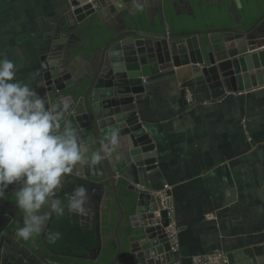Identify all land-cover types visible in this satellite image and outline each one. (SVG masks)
Returning <instances> with one entry per match:
<instances>
[{
	"label": "crops",
	"instance_id": "1",
	"mask_svg": "<svg viewBox=\"0 0 264 264\" xmlns=\"http://www.w3.org/2000/svg\"><path fill=\"white\" fill-rule=\"evenodd\" d=\"M152 5L153 15L158 8L155 1ZM109 19L120 20L110 15V24ZM73 21L67 0H0V58L14 61L16 79L40 93L42 64L70 48L68 41L78 43L83 37ZM165 28L169 31L167 24ZM232 35L200 37L211 40L217 53ZM254 36L264 37V22ZM166 42L171 44L170 39ZM77 64L76 71L84 65L82 60ZM136 110L153 145L155 161L147 171V185L154 192L167 185L174 206L179 245L174 259L193 264V256L218 249L231 255L233 264L264 263V86L230 92L223 85L196 86L188 65L172 66L149 77ZM81 185L88 186L78 178L64 183L61 199ZM102 188L92 205L101 222L112 202L108 189ZM228 190H233L232 201L227 200ZM87 213L84 219L67 212L53 217L51 229L63 233L55 245L43 235L35 238L47 254L86 253L80 248L98 243L96 217ZM17 231L11 212L0 209V264H42ZM68 247L73 251L67 252Z\"/></svg>",
	"mask_w": 264,
	"mask_h": 264
},
{
	"label": "water",
	"instance_id": "2",
	"mask_svg": "<svg viewBox=\"0 0 264 264\" xmlns=\"http://www.w3.org/2000/svg\"><path fill=\"white\" fill-rule=\"evenodd\" d=\"M87 1L67 0L73 23L83 32L81 24L97 16L101 23L113 29L114 35L102 45L96 64L91 62V55L87 52H77L73 59L71 55L76 52L77 43L68 41L70 48H65L54 56L52 61L42 64L39 94L47 97L50 102H58L60 98H68L71 101L64 119L70 120L73 126L78 128L81 138L91 149H99L104 143L109 127L120 129L122 145L110 158L98 164L77 165L63 184H72L73 178L81 179L87 183L86 188L95 199L102 194V187L108 189L107 196L111 198L118 216L113 224L111 236L115 240V251L107 264H169L174 260V254L170 250L165 232L168 224L167 211L161 208L154 190L147 185V171L154 167L155 159L151 152V139L138 119L136 100L140 98L144 84L152 74L180 65H188L196 86L223 85L228 92L264 86V48H260L264 46V37L254 36L264 22V13L244 29L237 28L233 22L228 27L152 32L130 28L126 16L133 17L138 15L140 10H144L147 23L151 26V7L154 1L158 11L163 14V5L166 2L178 3L181 11L185 13L189 0ZM234 2L238 8L242 7L240 0ZM110 15L120 18L119 22L117 20L118 24L111 19V24L107 22L106 19ZM212 33L233 35L224 39L216 53L213 48L217 46L208 38L204 41L200 37ZM167 39H170L171 44L166 42ZM232 39L238 47L237 50L233 47ZM122 40V46L110 50ZM68 58L69 62L72 61L71 64L67 62ZM79 60H82L84 65L76 71L75 66ZM119 178H123L127 183V190L134 193V209L127 216L131 229L130 241L124 255H121L122 240L119 227L125 224L126 214L118 196ZM16 188L17 185H11L14 196ZM227 194V200L232 201L233 190H228ZM58 195L62 198L61 194ZM0 207H5L11 212L18 230L22 225L24 213L18 208L16 201L0 199ZM93 215L96 217L98 239L101 220L95 207ZM54 221L53 218L49 221V229ZM57 228L59 229V224ZM25 241L42 264H93L92 261L101 249L98 241L93 247L80 248L86 252L85 257L49 250L50 254L56 256L74 258L58 260L47 254L35 237ZM66 251L71 252L73 248L68 247ZM228 261L233 264L231 255H228Z\"/></svg>",
	"mask_w": 264,
	"mask_h": 264
},
{
	"label": "clouds",
	"instance_id": "3",
	"mask_svg": "<svg viewBox=\"0 0 264 264\" xmlns=\"http://www.w3.org/2000/svg\"><path fill=\"white\" fill-rule=\"evenodd\" d=\"M16 75L14 61L0 58V199L9 185H17L16 205L24 213L17 236L29 240L43 235L55 245L63 233L49 229V221L66 212L84 216L90 199L82 185L61 199L64 180L77 165L110 158L122 145L120 129L109 127L104 143L91 149L78 128L64 119L68 98L50 102Z\"/></svg>",
	"mask_w": 264,
	"mask_h": 264
},
{
	"label": "trees",
	"instance_id": "4",
	"mask_svg": "<svg viewBox=\"0 0 264 264\" xmlns=\"http://www.w3.org/2000/svg\"><path fill=\"white\" fill-rule=\"evenodd\" d=\"M240 2L241 8L236 6L234 0H216L211 2L207 0H189L185 13L181 11L178 3L166 2L163 5V14L158 11L152 15L153 25L151 26L147 23L144 10H140L136 16H126V19L130 28L152 32L165 31L166 24L171 32L228 27L233 22L236 23L237 28L244 29L251 26L264 13V0H240ZM81 27L83 37L76 44L75 51L87 52L91 55V62L96 64L102 45L114 35V31L101 23L97 16L92 17L90 21L82 23ZM126 186V181L119 178L117 181L118 196L126 214L125 224H121L119 227V235L122 240L121 255H124L128 249L131 229L127 222V216L134 209V193L127 190ZM2 199L14 200L11 185L8 186ZM109 208L113 214L109 219L108 215L105 214L102 222V235L106 238V242L102 245L96 259L92 261L93 264H107L115 251V240L110 238V236H112V227L118 214L113 202H111ZM0 209L10 212L5 207H0ZM41 247L44 249L42 245ZM49 255L54 259H59L58 256Z\"/></svg>",
	"mask_w": 264,
	"mask_h": 264
},
{
	"label": "built area",
	"instance_id": "5",
	"mask_svg": "<svg viewBox=\"0 0 264 264\" xmlns=\"http://www.w3.org/2000/svg\"><path fill=\"white\" fill-rule=\"evenodd\" d=\"M142 82L145 80L142 78ZM168 186L164 185L162 189L154 192L155 196L159 199L162 209L167 211L168 224L165 227L166 236L170 246V250L173 252L174 257L178 253V227L174 217V206L171 202L170 194L168 193ZM174 261H176L174 259ZM193 264H229L227 254L222 250H211L204 253L197 254L192 257ZM175 264H179L177 261Z\"/></svg>",
	"mask_w": 264,
	"mask_h": 264
},
{
	"label": "rangeland",
	"instance_id": "6",
	"mask_svg": "<svg viewBox=\"0 0 264 264\" xmlns=\"http://www.w3.org/2000/svg\"><path fill=\"white\" fill-rule=\"evenodd\" d=\"M72 193V192H71ZM71 193H69V194H71ZM89 196H90V199H89V202H88V204L86 205V212H88L87 213V216H90V213L92 214L93 213V204H94V196L89 192ZM84 219L85 217H81L80 216V219ZM82 221V220H81ZM99 230H100V227H99ZM98 241H99V244H101L102 243V241H103V238L101 237V234H98ZM76 256H81V257H85V256H87V254L86 253H81V254H77Z\"/></svg>",
	"mask_w": 264,
	"mask_h": 264
},
{
	"label": "flooded vegetation",
	"instance_id": "7",
	"mask_svg": "<svg viewBox=\"0 0 264 264\" xmlns=\"http://www.w3.org/2000/svg\"><path fill=\"white\" fill-rule=\"evenodd\" d=\"M59 194V193H58ZM16 201V200H15ZM105 214H108V215H110V217L112 216V214H113V212L110 210V208L108 209V205L106 206V209H105ZM103 218V217H102ZM102 222H103V220H102ZM102 222H101V227H100V234H101V237L103 238V241H102V243L100 244L101 245V247H102V245L106 242V238L102 235V230H103V228H102ZM110 238H111V236H110ZM52 255H54V254H52ZM56 256V255H55ZM58 256V255H57ZM59 257V259L58 260H74V258H70V257H68V258H65V257H63V256H58Z\"/></svg>",
	"mask_w": 264,
	"mask_h": 264
}]
</instances>
